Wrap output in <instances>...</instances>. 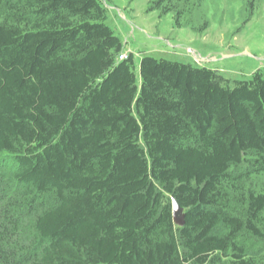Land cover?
<instances>
[{
  "label": "trees",
  "instance_id": "16d2710c",
  "mask_svg": "<svg viewBox=\"0 0 264 264\" xmlns=\"http://www.w3.org/2000/svg\"><path fill=\"white\" fill-rule=\"evenodd\" d=\"M124 49L101 0H0V264H264V73Z\"/></svg>",
  "mask_w": 264,
  "mask_h": 264
},
{
  "label": "rangeland",
  "instance_id": "374dc122",
  "mask_svg": "<svg viewBox=\"0 0 264 264\" xmlns=\"http://www.w3.org/2000/svg\"><path fill=\"white\" fill-rule=\"evenodd\" d=\"M101 1L108 7V25L125 46L123 52L134 55L139 83L144 56L210 68L231 81L264 73V0L246 23L243 0H211L210 27L203 34L175 28L172 15L148 13L150 0Z\"/></svg>",
  "mask_w": 264,
  "mask_h": 264
},
{
  "label": "water",
  "instance_id": "95a60500",
  "mask_svg": "<svg viewBox=\"0 0 264 264\" xmlns=\"http://www.w3.org/2000/svg\"><path fill=\"white\" fill-rule=\"evenodd\" d=\"M173 215L175 222L178 226L184 225V213L179 204L174 200L173 201Z\"/></svg>",
  "mask_w": 264,
  "mask_h": 264
},
{
  "label": "built area",
  "instance_id": "2783aa9c",
  "mask_svg": "<svg viewBox=\"0 0 264 264\" xmlns=\"http://www.w3.org/2000/svg\"><path fill=\"white\" fill-rule=\"evenodd\" d=\"M129 55L128 53H125V52H122L119 54L118 56V61H125L129 58Z\"/></svg>",
  "mask_w": 264,
  "mask_h": 264
},
{
  "label": "crops",
  "instance_id": "0c3cea01",
  "mask_svg": "<svg viewBox=\"0 0 264 264\" xmlns=\"http://www.w3.org/2000/svg\"><path fill=\"white\" fill-rule=\"evenodd\" d=\"M108 6V5H107ZM106 9H108V7L105 6ZM107 24H108V17H107ZM111 28V27H110ZM112 29V28H111ZM113 30V29H112ZM114 31V30H113ZM123 43V42H122ZM135 59V58H134ZM168 60V59H167Z\"/></svg>",
  "mask_w": 264,
  "mask_h": 264
}]
</instances>
